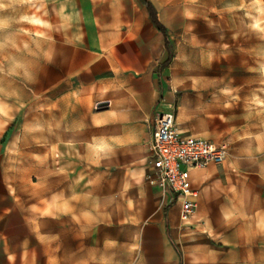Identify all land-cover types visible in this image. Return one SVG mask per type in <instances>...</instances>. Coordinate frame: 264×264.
<instances>
[{"label": "rangeland", "instance_id": "obj_1", "mask_svg": "<svg viewBox=\"0 0 264 264\" xmlns=\"http://www.w3.org/2000/svg\"><path fill=\"white\" fill-rule=\"evenodd\" d=\"M151 1L166 28L163 40L169 38L173 51L171 61L163 64L167 107L179 127L189 124L193 133L228 149L222 163L200 166L203 174L193 181L198 206L189 221L181 220L189 222V232L202 221H195L202 181L213 201L209 209L226 216L209 219L208 229L201 227L211 232L203 254L215 258L224 252L225 264H264V0ZM0 2V192L4 180L16 183L11 188L22 195L40 194L53 185L65 186L69 194L89 193L97 186V226L131 232L151 215L167 216L175 194L151 182L153 123H131L123 139L117 122L123 107H105L98 99L106 94L73 91L65 105H74L76 129L106 131L110 138L98 132L57 139L47 136V125L43 131L42 36L48 30L50 40L75 29L79 33L78 18L88 3ZM95 114L105 116L94 119ZM119 239L113 237L115 244ZM137 259L138 252L131 256Z\"/></svg>", "mask_w": 264, "mask_h": 264}, {"label": "crops", "instance_id": "obj_2", "mask_svg": "<svg viewBox=\"0 0 264 264\" xmlns=\"http://www.w3.org/2000/svg\"><path fill=\"white\" fill-rule=\"evenodd\" d=\"M84 1L89 9L81 10L79 33L75 29L72 34H58L50 40L48 30L42 36L43 131L47 125V136L57 139L106 132L76 129L79 117L74 105H65V99L71 96L70 92L79 91L106 94L98 99L106 103L105 107L113 103L123 107L117 120L122 124L119 133L123 139L129 137L130 124L141 120L153 123V135L158 113L170 110L167 104H171L163 97V64L169 56L166 36L163 40L162 31L145 17L142 3L146 4L142 0ZM1 10L2 2V38ZM70 80H76L77 86L63 84ZM159 104L164 108L158 109ZM179 128L203 136L193 133L189 124ZM102 137L110 135L106 132ZM202 174L200 166L191 170L193 181ZM3 182L0 264H225L224 252L215 258L203 254L211 239L210 230H206L208 220L226 216L222 211L209 209L213 201L202 181L195 221L203 222L194 224V232H189V222L181 220L178 200L167 206V216L151 215L131 232L125 227L97 226V196L93 194L97 186L89 193L69 194L65 186L53 185L43 188L40 194L22 195L12 190L16 183ZM203 225L206 229L200 230ZM115 235L121 238L117 244ZM136 252L138 259L132 261ZM191 252L195 255L191 256Z\"/></svg>", "mask_w": 264, "mask_h": 264}, {"label": "built area", "instance_id": "obj_3", "mask_svg": "<svg viewBox=\"0 0 264 264\" xmlns=\"http://www.w3.org/2000/svg\"><path fill=\"white\" fill-rule=\"evenodd\" d=\"M151 182L175 194L180 217L189 221L198 206L199 190L191 177L194 167L222 163L228 149L210 138L183 132L172 110L158 113L152 135Z\"/></svg>", "mask_w": 264, "mask_h": 264}, {"label": "trees", "instance_id": "obj_4", "mask_svg": "<svg viewBox=\"0 0 264 264\" xmlns=\"http://www.w3.org/2000/svg\"><path fill=\"white\" fill-rule=\"evenodd\" d=\"M145 4H146V6H147V8H148V10H149V13H150V16H151V18H152V20H153V22L155 23V25L164 33V34H166V28H165V25L161 22V20L159 19V17H158V15H157V12H156V9H155V6L153 5V3L150 1V0H142ZM169 42H170V40H169V38L166 36V44H167V48H168V51H169V56H168V58H167V60H166V63H168L170 60H171V58H172V55H173V51L171 50V48H169Z\"/></svg>", "mask_w": 264, "mask_h": 264}, {"label": "water", "instance_id": "obj_5", "mask_svg": "<svg viewBox=\"0 0 264 264\" xmlns=\"http://www.w3.org/2000/svg\"><path fill=\"white\" fill-rule=\"evenodd\" d=\"M102 104L106 105V103H105V102H102Z\"/></svg>", "mask_w": 264, "mask_h": 264}]
</instances>
